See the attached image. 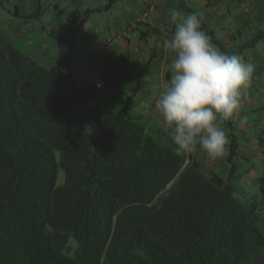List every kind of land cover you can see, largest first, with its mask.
<instances>
[{
  "label": "trees",
  "instance_id": "1",
  "mask_svg": "<svg viewBox=\"0 0 264 264\" xmlns=\"http://www.w3.org/2000/svg\"><path fill=\"white\" fill-rule=\"evenodd\" d=\"M126 107L0 41V264H264L257 201Z\"/></svg>",
  "mask_w": 264,
  "mask_h": 264
},
{
  "label": "crops",
  "instance_id": "2",
  "mask_svg": "<svg viewBox=\"0 0 264 264\" xmlns=\"http://www.w3.org/2000/svg\"><path fill=\"white\" fill-rule=\"evenodd\" d=\"M173 10L198 13L219 49L255 65L239 114L223 124L225 154L210 159L199 148L187 154L206 171L231 173L235 189L243 188L237 193L255 199L264 218V79L254 77L264 70V0H0V41L43 67L67 65L75 84L98 85L108 109L121 108L125 96L126 114L146 119L154 135L168 134L155 101L170 78L174 53L165 42L174 31ZM143 11L146 18L135 22ZM122 30L126 36H113Z\"/></svg>",
  "mask_w": 264,
  "mask_h": 264
},
{
  "label": "clouds",
  "instance_id": "3",
  "mask_svg": "<svg viewBox=\"0 0 264 264\" xmlns=\"http://www.w3.org/2000/svg\"><path fill=\"white\" fill-rule=\"evenodd\" d=\"M170 19L174 31L166 46L174 55L155 109L173 151L199 148L210 159L222 157L229 143L223 124L239 114L255 65L219 49L203 30L198 13L173 10Z\"/></svg>",
  "mask_w": 264,
  "mask_h": 264
},
{
  "label": "rangeland",
  "instance_id": "4",
  "mask_svg": "<svg viewBox=\"0 0 264 264\" xmlns=\"http://www.w3.org/2000/svg\"><path fill=\"white\" fill-rule=\"evenodd\" d=\"M42 20H46L45 18L43 19H41V21ZM1 28H3V26L2 25H0V37H2V36H4V34H3V31H2V29ZM11 42V41H10ZM14 44H16V43H14ZM17 45V44H16ZM21 53H25L26 54V51L25 50H22L21 49ZM61 58H64V56H61ZM122 100H126V98H125V96H123L122 95ZM126 117L129 119V120H131V121H134V122H138V123H140V124H142L143 126H145L146 127V130H147V132L149 133H151V135L152 136H155L154 135V131H151V129H149V126H148V121L146 120V119H143V118H141L138 114H136V113H128V114H126ZM163 138L164 137H161V138H159V140H163ZM62 180H63V172H62V170L61 169H59L58 170V173H57V180H56V184H61L62 183ZM236 186V185H235ZM243 188H242V186H240L239 188H236V191H238V193H241ZM247 190V189H246ZM240 196V195H239ZM240 198L243 200H245V196H240ZM248 200V199H247ZM263 223V222H262ZM264 224V223H263ZM260 226H261V223H260ZM263 226V225H262ZM263 228H264V226H263Z\"/></svg>",
  "mask_w": 264,
  "mask_h": 264
},
{
  "label": "built area",
  "instance_id": "5",
  "mask_svg": "<svg viewBox=\"0 0 264 264\" xmlns=\"http://www.w3.org/2000/svg\"><path fill=\"white\" fill-rule=\"evenodd\" d=\"M148 15V11H143L142 14L140 15V17L135 21H140L142 18H146V16ZM127 34V30H122L120 31V33H118V37L120 36H125ZM165 44H167V41L165 42ZM256 79H264V70L259 71L255 76Z\"/></svg>",
  "mask_w": 264,
  "mask_h": 264
}]
</instances>
